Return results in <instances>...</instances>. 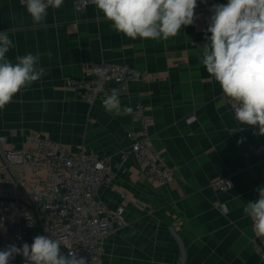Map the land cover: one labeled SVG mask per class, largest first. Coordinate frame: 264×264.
<instances>
[{
  "label": "crops",
  "instance_id": "obj_1",
  "mask_svg": "<svg viewBox=\"0 0 264 264\" xmlns=\"http://www.w3.org/2000/svg\"><path fill=\"white\" fill-rule=\"evenodd\" d=\"M47 12L37 25L22 0H0V32L14 44L6 57L15 63L17 56L40 53L38 66L45 69L0 110V134L9 146L22 147L26 136L41 131L72 152L84 148L110 158L114 178L100 186L99 197L108 208L124 206L126 223L107 237L101 264H264L253 248V222L243 212L264 188V136L236 121L200 62L211 35L205 0H197L193 25L158 41L117 33L93 3L78 11L64 0ZM82 60L126 62L149 73V81L119 90V99L133 111L142 102L153 114V143L175 169L170 182H151L134 156L121 160L130 145L126 132L139 121L78 97L69 81L81 75ZM226 176L229 190L213 185ZM19 263L25 264L22 255Z\"/></svg>",
  "mask_w": 264,
  "mask_h": 264
},
{
  "label": "built area",
  "instance_id": "obj_2",
  "mask_svg": "<svg viewBox=\"0 0 264 264\" xmlns=\"http://www.w3.org/2000/svg\"><path fill=\"white\" fill-rule=\"evenodd\" d=\"M22 1L26 5V0ZM72 2L76 10L84 11L92 0ZM205 3L208 10L214 4H227L221 0ZM102 66L106 70L104 81L93 74L95 67ZM81 69V75L69 82L79 98L102 108V100L112 88L127 91L132 82L151 79L147 71L126 62L82 60ZM98 85L103 91H96ZM224 99L231 107V102ZM231 110L235 115L232 107ZM133 114L139 126L127 130L130 145L122 150L121 160L134 156L151 182H170L175 169L165 162L162 151L153 143V114L142 102L135 105ZM7 142V137L0 134V250L9 244L31 245V239L44 235L59 240L65 256L75 252L78 258H85L86 264H101L107 237L126 223L124 206L108 208L99 197L100 186L114 178L110 158L84 148L72 152L41 131L26 136L22 147L9 146ZM213 185L227 191L232 182L226 176L215 179ZM253 248L264 261V237L256 236ZM20 256L9 264H18Z\"/></svg>",
  "mask_w": 264,
  "mask_h": 264
},
{
  "label": "clouds",
  "instance_id": "obj_3",
  "mask_svg": "<svg viewBox=\"0 0 264 264\" xmlns=\"http://www.w3.org/2000/svg\"><path fill=\"white\" fill-rule=\"evenodd\" d=\"M64 0H26V10L34 24H42L47 9H59ZM98 12L120 34L133 40H168L197 19V0H92ZM206 43L199 59L206 71L219 83L223 96L231 102L235 119L240 124L258 126L264 136V0H228L209 9ZM13 41L0 32V110L14 96L41 80L45 69L39 67L40 53L17 56L13 63L6 57ZM51 55V53H48ZM93 74L104 81L106 70L95 67ZM97 92L103 91L98 85ZM119 89L112 88L102 100L103 108L116 116L131 115L133 108L122 106ZM223 101L217 104L219 109ZM238 143H242L238 141ZM259 198L247 202L243 212L252 220L255 235L264 237V188ZM59 240L44 235L34 237L31 245L9 244L0 250V264H9L22 255L25 264H86L75 252L65 256Z\"/></svg>",
  "mask_w": 264,
  "mask_h": 264
},
{
  "label": "rangeland",
  "instance_id": "obj_4",
  "mask_svg": "<svg viewBox=\"0 0 264 264\" xmlns=\"http://www.w3.org/2000/svg\"><path fill=\"white\" fill-rule=\"evenodd\" d=\"M19 264H23V263H19Z\"/></svg>",
  "mask_w": 264,
  "mask_h": 264
}]
</instances>
